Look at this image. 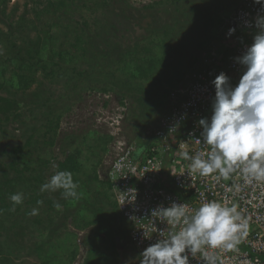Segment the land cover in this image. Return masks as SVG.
I'll return each instance as SVG.
<instances>
[{"label": "rangeland", "instance_id": "1", "mask_svg": "<svg viewBox=\"0 0 264 264\" xmlns=\"http://www.w3.org/2000/svg\"><path fill=\"white\" fill-rule=\"evenodd\" d=\"M156 1H161L159 6L156 4L157 9H144L145 5ZM238 1L240 3L241 0H193L191 3L189 0H118L113 7L95 9L91 7L88 0H70L65 8L73 16V30L81 28L82 21L86 20L92 31L90 36L98 38L99 33L101 37L104 35L112 37L116 45L109 46L111 53L105 51L109 52L108 55L112 58L117 56L114 46L120 45L127 48L142 38L144 40L151 34L149 30L153 26H162L166 21L172 25L177 19L179 22L181 20L182 24L185 23L186 26L182 25V28L179 24V32L174 41L179 45L185 41L186 50L177 48L169 51L172 55L181 54L182 62L179 66L181 70L186 69V71L181 76V80L176 82V87L169 80L173 68H167L164 75L162 74V81L154 83L153 90H158L160 96L161 94L164 96V98L160 97L162 101L159 99L160 105L156 113L151 114L156 118L163 109L173 106L183 98V92L189 85L191 74L206 60L205 58L225 49V43L223 44L218 37L221 28L219 26L221 23L218 22L221 16L225 20L230 14L227 15L229 10L230 12L232 10V7H229ZM123 2L128 7L120 8L119 5ZM16 3L19 4L18 12L21 13L26 3H29L32 8L33 0H10L9 9ZM117 3L119 5H116ZM162 9L165 11L161 13ZM133 12H135L134 17H129ZM156 13L158 14L154 17ZM209 15L212 19L205 22ZM28 17L35 18L32 12H29ZM55 29L56 27L52 30ZM215 29L218 30L212 36L211 32ZM91 62L95 63L91 67L96 68L97 71L78 81L69 70L62 77L56 74L53 78L46 77L42 71L39 78L44 83V89L39 97L31 100L32 103L27 101L31 98L28 94L8 93L1 86L5 78L0 77V96L15 95L14 97L19 98L22 103L17 118L13 116L7 124H2L3 126L0 127V166H7L6 172L3 171L5 168H0V177L5 180L15 176L14 169L10 167L13 147L19 149V155L22 158L18 168H24L26 165L30 169L35 168L40 174L43 173L41 176L44 182L54 174L53 163L63 160L70 151L78 149L81 151L79 155L82 158V168L78 175L86 185L85 187L79 182L78 192L82 193L81 198L85 197L86 201H91V209H88L85 208L86 201L64 199L59 190L48 191V195L51 193L50 195L58 202L64 201V205L70 204V201L75 204L77 201L81 202L82 209L79 211L75 208L72 213L69 211L65 220L55 218L53 222H48L44 219V225H40L33 221L38 215L24 213L25 200L28 197L25 195L22 207L13 214V219L23 223L24 227L17 228V235L12 234L14 229L11 230L10 238L6 234L0 237L1 250L5 257L9 256L8 264H86L85 260L89 254L93 258V264H140L134 246L128 245L130 249L124 246L127 243L128 224L121 212L112 204L114 198L111 199L108 193V183H100L93 179L95 172L101 179L108 178L107 172L117 155L118 144L129 142L134 137L136 131L133 129V122L135 120L126 119V116L131 114L134 102L126 99L127 106H121L122 95L116 93L119 92L118 87L117 90L109 93L90 90L88 86L103 82L106 78L105 70L112 68L110 58L104 56H95L94 60H90ZM8 68L11 66L8 65ZM37 86L38 84L34 85L32 91ZM71 97L74 103L71 109H67V104L72 100ZM35 101L40 102L39 105L35 104ZM123 111L125 119L120 128L115 127L113 123L116 114ZM126 111H128L127 115ZM137 111L138 107L136 110L133 109V112ZM49 120L54 121L53 125L58 122L55 132L45 130ZM154 121L147 127H151ZM105 134L113 136L112 142L106 143V136L103 137ZM52 137L51 145L49 143ZM73 141L75 143H72ZM47 159L51 162L46 165L43 162ZM30 175V171L24 170L25 178L18 182V190L25 187L30 191L26 187L28 182L25 180ZM44 182L37 183L41 186ZM24 190L22 189L23 193ZM34 207H39V215L44 213L40 206H32ZM56 211L66 215L62 205L59 209L56 208ZM1 216L5 219V226L13 225L12 222L15 220L11 221L12 218L6 214L1 213ZM55 230L57 234L53 232ZM40 247L46 252H42ZM132 248L134 250H131ZM46 253L50 258L48 261L44 258Z\"/></svg>", "mask_w": 264, "mask_h": 264}, {"label": "trees", "instance_id": "2", "mask_svg": "<svg viewBox=\"0 0 264 264\" xmlns=\"http://www.w3.org/2000/svg\"><path fill=\"white\" fill-rule=\"evenodd\" d=\"M9 1L10 0H0V77L3 79L5 78L1 82V86L5 88L8 93H16V95L19 93L22 95L23 93L28 94L31 98L27 101L31 102L33 98L36 99L43 92L44 83L39 78L42 71L46 77L53 78L56 74L62 77L63 74L69 70L71 74L77 77L78 81L80 78L89 76L90 73L97 71L96 68L91 67L94 66L95 63H90V60H94L95 56L110 58L112 68L105 70V80L103 82H98L97 84H91L88 88L90 90L109 93L114 92L118 87L119 92L116 93L122 95V98L120 99L121 106H127L126 99H130L134 102L136 106L133 104L134 107L132 106L131 114L126 116V119L128 120H131V118L135 120L133 122V129L136 133L134 137L129 140V144H132L135 147L132 157L134 159L142 158L144 156V147L149 145L150 142L148 140H144L145 142H143L138 138L143 139V137L146 136V133L149 130V127L147 126L155 120L151 114L156 113V110L160 105V100L162 101V98H164V96H162L163 94L160 96L158 90H153L154 83L162 81V76L167 68H173V73L170 72L172 75H169V80L173 86L176 87L178 83L177 81L181 80V76L186 71V69L181 70L179 66L182 62L180 57L181 54L172 55L169 51L177 48L186 50L185 41H182L181 45L174 41L179 32V24L182 28L183 26H186L185 23L183 22L182 24L181 20L179 22V19H177L172 25L169 21H166L162 26H153V28L149 30V33L151 34L144 40L142 38L140 41L134 42L131 46H127V48L126 46L122 47L120 45L116 47L114 46L117 50V56L112 58L111 55H108L109 52L111 53L109 46L111 44L116 45V42L112 37H108L110 35H104L101 37L98 33V38L90 36L92 31L86 20L82 21L83 26L81 28L75 30L72 29L73 16L65 8L69 5L70 0H33L32 8H30L29 3H26L25 9L21 13L18 12V3L14 4L9 9ZM88 1L91 3L92 8L99 9L101 7H113L115 6L113 4L118 0ZM159 2L161 3V1L149 3L144 6V9H157ZM189 2L191 3L193 0H189ZM239 4L238 1L230 6L229 8L232 7L231 12L234 11ZM116 5L119 4L117 3ZM119 7L124 9V7L126 8L128 5L123 2ZM194 10L197 11L195 8ZM228 10L224 13L225 15ZM164 11L165 10L162 9L161 13ZM29 12L33 13L35 17L34 19L28 17ZM231 12L229 10L227 15ZM157 14L158 13H156L154 17H156ZM134 15L135 12H133L132 15H129V17H134ZM211 17L212 16L209 15L208 18L205 19V22L212 19ZM219 21L220 22L218 23H221L219 26H222L224 17L222 18L221 16ZM104 26L106 28V25ZM54 27H56V29L52 30ZM217 30L215 29L211 32L212 36H214ZM105 44L106 47L104 48ZM106 50L109 52H105ZM182 52L183 51H181V53ZM8 65H10L11 68H8ZM7 72L11 73L9 74ZM36 84H38L37 88L32 91L33 86ZM14 96L15 95L0 96V127L7 124L13 116L14 118H17L20 114L18 112L22 107V103L19 98H15ZM72 98L73 97H71V99ZM36 103L39 105L40 102L35 101V104ZM73 103L74 99L70 100L67 104V109H71ZM137 107L138 111L133 112V109L136 110ZM128 111H126V115ZM124 113L125 112L123 111L116 114L115 118L120 117L123 122L125 119ZM57 119H59V117ZM53 122L54 121L49 120L48 123H46V131L55 132L58 122L56 125H53ZM143 129L145 130L141 132ZM105 136L107 144L112 142L113 136L108 134L103 135V137ZM72 143L75 142L73 141ZM49 144H53V137L50 139ZM12 152L10 167L14 169L15 176L6 178L5 180L0 177V237L6 234L7 237L10 238L11 230L14 229V233L12 234L17 235V228L20 229L24 227L23 223L22 225L21 222L13 219V214L17 213L23 204L17 205L15 211H10L12 203L8 198L10 194L22 192V189H25L24 194L28 196L25 200V214H29L34 205L40 206L43 209L44 213L33 219V221L40 225H44V219H47L48 222H53L55 218L65 220L69 211L72 213L75 208L79 211L82 209V203L79 201H77V204L70 201V204L64 205V201H56L55 198L50 195L51 193L48 195V191L42 193L39 192L40 186L37 182H44L43 177L41 176L43 173L40 174L35 168L30 169L27 165L24 166V168L19 169L18 163L22 162V158L19 155V149L13 147ZM80 153L81 151L78 149L76 151H70L63 160H57L55 164L59 166L60 170L71 171L74 180H77L86 187L85 181L81 180L78 175L82 168V158L81 155H79ZM27 155L29 154L27 153ZM50 162V159H47L43 163L47 165ZM4 166H0V168H5L3 171L6 172L7 166ZM24 170L31 172V175L25 179L28 182V186L26 187H28L30 191L25 187L20 190L17 189L18 182L25 178ZM93 179L100 181V183H108L107 190L112 199V183L108 178L101 179L99 174L95 172ZM59 191L61 192V190ZM38 200H42L43 204L37 205ZM71 200L73 199L71 198ZM79 200L86 201L85 197ZM57 202L63 206V212H66V215L60 211H56L54 205ZM86 202L87 205H85V208L91 209V201L88 200ZM112 204L118 209L117 203L114 199H112ZM1 213L11 217V221L15 220L12 222V226H5V219L1 216ZM89 222L91 223V221ZM42 228L45 227L42 226ZM128 229L130 230L129 225ZM129 230L126 238L127 243H125L124 246L129 248L130 246L128 245L132 244L136 250V246L130 242ZM53 232L57 234L56 230ZM40 250L46 252L45 249L41 247ZM131 250L134 249L132 248ZM135 252L138 258V252ZM89 256L90 254L85 260L86 264H93V258ZM44 258L45 261L50 259L47 253L44 255ZM8 262L9 256L5 257L4 252L1 250L0 243V264H8Z\"/></svg>", "mask_w": 264, "mask_h": 264}, {"label": "clouds", "instance_id": "3", "mask_svg": "<svg viewBox=\"0 0 264 264\" xmlns=\"http://www.w3.org/2000/svg\"><path fill=\"white\" fill-rule=\"evenodd\" d=\"M253 3L260 7L253 20L245 21L247 28L255 29L252 41L234 58L241 66L239 79L233 84L225 71L215 75L211 80V115L198 120L201 131L196 143L207 146L208 151L179 153L182 160L189 162L186 172L190 177L198 174L219 183L238 175L245 184L264 185V0ZM235 31V27H230L226 35L231 37ZM52 166L54 174L41 184L40 192L61 190L64 199L79 200L82 193L78 192L79 182L74 180L73 173L60 170L55 163ZM234 187L240 190L239 185ZM127 193L134 196L131 201L136 199V190L133 193L129 189ZM8 198L12 203L10 211H15L17 205L23 204L25 194L16 192ZM42 204V200L37 201V205ZM54 206L61 207L58 202ZM238 207L215 199L195 208L176 201L158 205L151 210V217L167 225V235L164 230L158 232V239L143 250L141 259L138 254L140 264H192V260L197 264H225L217 250L238 252V246L248 235V220ZM29 214L39 215V207L32 208ZM127 224L130 227L128 221ZM143 235L151 237L145 232Z\"/></svg>", "mask_w": 264, "mask_h": 264}, {"label": "built area", "instance_id": "4", "mask_svg": "<svg viewBox=\"0 0 264 264\" xmlns=\"http://www.w3.org/2000/svg\"><path fill=\"white\" fill-rule=\"evenodd\" d=\"M260 6L253 0H241L239 6L224 20L219 29V40L225 49L210 55L191 75L183 98L165 111L159 112L146 133L138 138L149 145L144 147V156L134 159V145L118 141L117 155L108 169L107 177L112 183L113 198L122 216L130 223V237L141 259L143 250L158 239V232L167 225L154 220L151 210L170 202H186L195 208L207 200H218L237 204L238 210L248 220V235L238 246V252L217 250L225 264H264V185L245 184L234 175L229 181L216 183L212 177L198 174L188 176V161L180 158L181 150L194 154L197 150L208 151L207 146L196 143L201 128L198 120L210 117L211 98L214 86L211 80L220 71H225L235 84L241 66L234 58L241 55L251 43L255 29L245 26V21L253 20ZM235 27V33L227 36L228 29ZM120 117L115 119V127L120 128ZM113 123V124H114ZM117 128V129H118ZM234 185H239L236 191ZM226 188H232L231 191ZM136 190V199L127 191ZM150 238H145L143 233ZM192 264H197L192 260Z\"/></svg>", "mask_w": 264, "mask_h": 264}, {"label": "crops", "instance_id": "5", "mask_svg": "<svg viewBox=\"0 0 264 264\" xmlns=\"http://www.w3.org/2000/svg\"><path fill=\"white\" fill-rule=\"evenodd\" d=\"M166 109H163L162 111H165Z\"/></svg>", "mask_w": 264, "mask_h": 264}]
</instances>
